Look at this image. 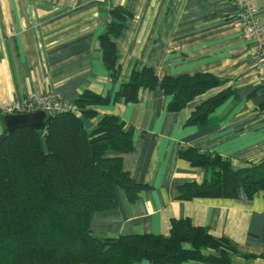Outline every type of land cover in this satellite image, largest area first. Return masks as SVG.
<instances>
[{
  "label": "crops",
  "instance_id": "0c3cea01",
  "mask_svg": "<svg viewBox=\"0 0 264 264\" xmlns=\"http://www.w3.org/2000/svg\"><path fill=\"white\" fill-rule=\"evenodd\" d=\"M256 1L264 28V0ZM115 6L129 13L115 40L118 78L106 69L98 42ZM0 45V134L1 105L31 92L53 91L71 103L84 90L113 94L133 66L152 67L158 78L208 73L219 79L176 111L168 109L171 96L158 86L140 88L134 102L93 106L98 114L83 118L87 128L105 113L119 115L132 128L133 149L122 154L123 168L147 187L134 201L117 190L116 206L95 212L91 230L102 238L167 235L172 219L187 218L234 246L232 264H264V189L252 196L192 199L179 197L178 190L205 176L179 149L219 155L233 169L264 158V91L252 58L256 42L243 34L234 0H0ZM221 94L202 123L188 122L199 106Z\"/></svg>",
  "mask_w": 264,
  "mask_h": 264
},
{
  "label": "trees",
  "instance_id": "16d2710c",
  "mask_svg": "<svg viewBox=\"0 0 264 264\" xmlns=\"http://www.w3.org/2000/svg\"><path fill=\"white\" fill-rule=\"evenodd\" d=\"M110 21L98 35L102 61L112 78L120 66L116 38L129 16L121 6L110 10ZM208 73L165 75L152 67L133 66L113 94L84 90L75 100L79 111L47 114L42 127H18L0 134V264H176L198 260L232 264L234 246L215 238L187 218L172 219L167 235L121 234L99 237L91 230L93 214L114 208L117 190L134 201L147 185L134 181L123 168L122 154L133 149V130L117 114L105 113L87 128L83 118L93 106L134 102L140 88L160 87L176 111L196 95L218 84ZM223 95L199 106L188 122L202 123ZM114 152L110 154L109 152ZM179 155L205 170L201 183L181 185L179 197L252 196L264 189V164L233 169L219 155L188 147Z\"/></svg>",
  "mask_w": 264,
  "mask_h": 264
},
{
  "label": "built area",
  "instance_id": "2783aa9c",
  "mask_svg": "<svg viewBox=\"0 0 264 264\" xmlns=\"http://www.w3.org/2000/svg\"><path fill=\"white\" fill-rule=\"evenodd\" d=\"M237 7V17L241 23L243 34L255 40L252 58L258 70L257 82L264 91V28L257 17L258 4L256 0H234ZM1 49V45H0ZM43 110L46 114L71 110L79 111L74 103L63 100L56 92L45 91L28 93L11 103L1 105L3 114H18ZM264 164V158L261 160Z\"/></svg>",
  "mask_w": 264,
  "mask_h": 264
},
{
  "label": "water",
  "instance_id": "95a60500",
  "mask_svg": "<svg viewBox=\"0 0 264 264\" xmlns=\"http://www.w3.org/2000/svg\"><path fill=\"white\" fill-rule=\"evenodd\" d=\"M46 113L43 110L32 112L5 114L3 117L4 131H11L18 127H42L46 118Z\"/></svg>",
  "mask_w": 264,
  "mask_h": 264
}]
</instances>
